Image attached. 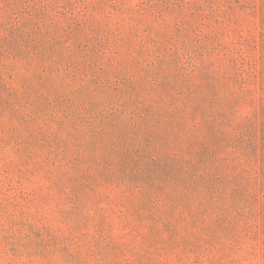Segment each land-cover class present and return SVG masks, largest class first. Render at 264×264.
Returning a JSON list of instances; mask_svg holds the SVG:
<instances>
[{
	"label": "rangeland",
	"instance_id": "1",
	"mask_svg": "<svg viewBox=\"0 0 264 264\" xmlns=\"http://www.w3.org/2000/svg\"><path fill=\"white\" fill-rule=\"evenodd\" d=\"M0 264H264V0H0Z\"/></svg>",
	"mask_w": 264,
	"mask_h": 264
}]
</instances>
